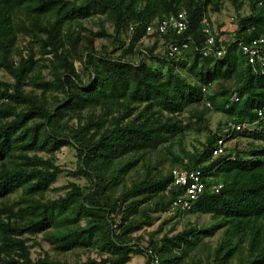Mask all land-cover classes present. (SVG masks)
Listing matches in <instances>:
<instances>
[{"label":"trees","instance_id":"1","mask_svg":"<svg viewBox=\"0 0 264 264\" xmlns=\"http://www.w3.org/2000/svg\"><path fill=\"white\" fill-rule=\"evenodd\" d=\"M225 2L236 12L230 38L210 18ZM182 12L183 32H157ZM261 37L264 0H0V264L90 252L74 264H264V71L239 47ZM208 110L223 116L216 131ZM191 130L206 137L188 151ZM65 148L76 159L67 174L84 184L50 196ZM174 170L201 174L188 211L171 209L183 193ZM170 211L196 219L145 232ZM38 237L60 258H32Z\"/></svg>","mask_w":264,"mask_h":264},{"label":"rangeland","instance_id":"2","mask_svg":"<svg viewBox=\"0 0 264 264\" xmlns=\"http://www.w3.org/2000/svg\"><path fill=\"white\" fill-rule=\"evenodd\" d=\"M240 15H246L249 14V7L247 5V2L244 3V6L242 7V9L239 12ZM235 15L236 12L234 11L233 7L230 5L229 2H225L222 11L219 14H212L211 15V21L213 22V26L215 27L217 26H221L223 28H225V30L229 31L228 33L226 32L225 37L226 38H230L231 37V31L233 29V24H234V20H235ZM103 17H101L102 19ZM94 21L90 22H86L85 26L86 27H91L92 29H96L97 26L95 25V23H97L98 18H94ZM106 27L108 26V24L105 25ZM150 41H153L152 39ZM149 41V42H150ZM26 42H21L19 45L20 46H24ZM101 43V41H97L95 42V45L98 47V45ZM104 43H106L104 41ZM163 52V47L161 46V43H157L155 46V53H162ZM75 66L78 68V64L76 63ZM0 79L1 80H6L7 76L0 71ZM186 115H184L182 117L183 123H186ZM206 118H207V125L208 128L211 131H216L219 122H222L223 120V116L220 115L219 113H213L210 110H208V112L206 113ZM206 137V133H200L197 134L196 132H194L193 130L188 131L186 137L182 140V147L185 150L191 151V149L193 148V146H197L198 142H203L204 139ZM247 142L248 141H244V140H238V142L235 144V141L231 143H228L230 146L232 145H238L239 146V150L242 149L244 146H247ZM227 144V145H228ZM180 145L177 142L176 139H174V144H173V150L175 152H178L180 149ZM75 162L76 159L74 157V151L70 148H65L62 149L59 153H57L56 155V160H55V164L58 165L59 167H61L62 169H64L66 172H64L56 181V183L53 185V188L56 189L55 192L51 193L50 196H54V197H60L64 194L65 191L68 190V185L71 182H74L78 185H83L84 184V180L83 179H75L70 177L67 172L68 171H73L75 168ZM196 217L186 214L183 216H177L175 213H160L154 216V222H153V226L149 229H147L145 232L147 231H152L154 229H156L160 224H162V222L167 221L168 223L166 225H164L163 227V231L170 233V234H175L179 231H181L185 224L187 223V221H195ZM204 218H202L201 220H203ZM206 221V219L203 220V222ZM38 239V243L39 246L38 247H34L30 250L31 252V257L34 258L37 254L38 255H42L43 253H47L48 256H50L51 258H60L57 257L56 254H54L52 252V250L49 248L48 244H46L45 242H43L39 237ZM213 242V239H211ZM31 240L28 242V245H31ZM97 254H95L94 252H90V253H78L77 256H69L67 257V262L74 264L76 261H81L84 262L87 260V258H96ZM63 259V258H62ZM146 260L145 257L143 256H136L133 255L131 258V262L129 264H145Z\"/></svg>","mask_w":264,"mask_h":264},{"label":"built area","instance_id":"3","mask_svg":"<svg viewBox=\"0 0 264 264\" xmlns=\"http://www.w3.org/2000/svg\"><path fill=\"white\" fill-rule=\"evenodd\" d=\"M205 20L203 21V23ZM187 27V21L185 13H178L177 15H169L160 22L157 23V32L165 33L175 31L177 34L183 32ZM147 32L152 31V26L147 27ZM207 35V43H213V37L210 36V32L205 29ZM239 47L246 57L248 66L254 73L264 71V37L253 40L249 45L239 44ZM183 49H186V44L183 45ZM178 48L172 46L169 51L171 56L176 53ZM207 52H203L206 55ZM236 130H240L239 126L235 127ZM225 143L218 141V148L214 152L215 155L223 153ZM173 184L183 189V193L178 194L177 198L172 202L171 209H179L181 211H188L192 200H195L197 196L203 190V183L201 181V174L198 171L185 172L182 170L172 171ZM152 264H157V260L154 259Z\"/></svg>","mask_w":264,"mask_h":264}]
</instances>
